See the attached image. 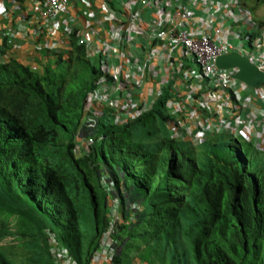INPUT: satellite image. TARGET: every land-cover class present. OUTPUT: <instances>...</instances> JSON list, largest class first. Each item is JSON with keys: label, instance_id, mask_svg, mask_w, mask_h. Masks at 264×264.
<instances>
[{"label": "trees", "instance_id": "obj_1", "mask_svg": "<svg viewBox=\"0 0 264 264\" xmlns=\"http://www.w3.org/2000/svg\"><path fill=\"white\" fill-rule=\"evenodd\" d=\"M255 1L241 0L252 11L264 4ZM45 55L54 66L0 64V264H55L52 241L90 264L108 224L107 183L122 206L139 205L117 226L113 264H264V153L222 137L176 142L160 99L127 125L107 110L78 155L102 72L75 41ZM3 237L22 252L8 255Z\"/></svg>", "mask_w": 264, "mask_h": 264}, {"label": "built area", "instance_id": "obj_2", "mask_svg": "<svg viewBox=\"0 0 264 264\" xmlns=\"http://www.w3.org/2000/svg\"><path fill=\"white\" fill-rule=\"evenodd\" d=\"M76 1L91 0H37L35 14L52 21ZM92 1L104 16L103 29L97 35L82 23L74 29L78 44L102 72L86 103L89 129L107 110L115 124L127 125L164 99L173 139L200 143L208 133L219 132L264 151V85L249 87L235 78L238 69L217 67L218 58L239 54L264 73L258 40L244 36L246 51L232 41L234 34L222 36L232 24L248 34L257 29L238 0ZM53 253L56 264H77L65 250ZM112 258L105 237L92 264H109Z\"/></svg>", "mask_w": 264, "mask_h": 264}, {"label": "crops", "instance_id": "obj_3", "mask_svg": "<svg viewBox=\"0 0 264 264\" xmlns=\"http://www.w3.org/2000/svg\"><path fill=\"white\" fill-rule=\"evenodd\" d=\"M36 8L37 0H0V64L16 60L38 69L39 64L53 61L45 53L72 50L78 23L94 35L103 29L97 1H76L52 21L37 16Z\"/></svg>", "mask_w": 264, "mask_h": 264}, {"label": "clouds", "instance_id": "obj_4", "mask_svg": "<svg viewBox=\"0 0 264 264\" xmlns=\"http://www.w3.org/2000/svg\"><path fill=\"white\" fill-rule=\"evenodd\" d=\"M240 5L242 6V8L244 10H246L250 16L252 17V14H251V11L250 9L248 8H245L243 6V3L241 2V0H238ZM254 3V5L256 4V1L255 0H252V2L250 4ZM253 5V4H252ZM259 9V7L257 8ZM256 9V10H257ZM255 10V11H256ZM253 19V17H252ZM264 19V18H263ZM263 19H259V20H263ZM257 29L253 31L252 34H248L249 30H242L243 32L239 31L238 32V35L240 34V37L242 40H244V36H248V38L250 39L251 37L253 38V40H250V42H253L254 40H258L257 36H260L261 38H264V31L261 30L258 26V20L256 21L255 19H253ZM80 23H78L79 25ZM239 25V24H238ZM75 34V42L76 44H78V37H77V34L76 32H74ZM258 34V35H257ZM260 46L262 47V50H264V44L262 43H259ZM79 45V44H78ZM80 46V45H79ZM86 51V49H85ZM87 54V52H86ZM241 56V55H240ZM50 57V56H49ZM242 57V56H241ZM87 58L89 59L90 63L93 65V60H91L89 57H88V54H87ZM245 58V57H244ZM247 59V58H246ZM53 63H54V60L55 58L53 57L52 59ZM249 61V60H248ZM250 62V61H249ZM251 63V62H250ZM52 64V63H51ZM97 65V64H96ZM254 65V64H253ZM258 69V68H257ZM259 70V69H258ZM261 72V71H260ZM263 73V72H262ZM250 87V86H249ZM253 88H259V87H253ZM85 109H86V106H85ZM85 113V127L83 128V131L80 132L79 134V137L77 138V146L75 148V153L78 154V155H86L88 153V150H89V147L94 143V139H95V135L99 129V126H100V118L99 117V124L96 125V127L94 129H89L88 126H87V123H88V118H89V115L84 111ZM119 125V124H117ZM170 134V133H169ZM223 136H229V137H232V140L231 142H241L243 144H245L246 146L250 147L251 149L253 150H256L260 153H264V151L260 150V149H257V148H254L252 147L248 142H246L242 137L240 136H235V135H232V134H225V133H219V132H211V133H208L207 135L203 136L202 137V141L200 143H196L194 142V140H185V141H182V140H177V139H174L176 142H180V143H183V142H186L190 145H192L194 148H199L201 147L207 140H209L210 138H215V137H223ZM173 139V138H172ZM234 142L232 143V145H234ZM110 185L111 189H110V192H111V197L109 199V204H108V224H107V227H106V230L104 231L102 237H101V240H100V243H99V246H98V249H97V252L94 254L92 260H91V263L92 264V261L94 260V258L97 256V254L99 253V251L101 250V247H102V241H103V238L107 237V241L109 243V246H110V251L112 252L113 254V258H112V261L109 262V264H113L114 263V258H115V254H116V251L114 249V237L117 233V226L119 224V222H121L123 220V218L125 217L126 214L129 213V211H133L134 213L136 211L139 210V205L134 203V204H130L128 203V205L126 207L122 206L121 205V202H120V199L118 196L114 195V189L113 187L111 186L110 183H107ZM130 220L133 222L135 221V218H134V214L130 217ZM7 238L3 237L1 239V242L2 244L6 247L7 244H4L3 242L6 241ZM51 245H53V248L51 249V253L55 250V249H58V250H61L59 249V245L57 243H54L52 241ZM63 250L66 251L65 248L62 247ZM68 252V251H67ZM69 253V252H68ZM8 254V253H7ZM54 254V253H53ZM9 255V254H8ZM70 257L78 264V262L76 261V259L74 258V256H72L70 253H69ZM12 257V256H11ZM54 262H55V259H54ZM56 264V263H55ZM135 264H146L145 262H137Z\"/></svg>", "mask_w": 264, "mask_h": 264}, {"label": "water", "instance_id": "obj_5", "mask_svg": "<svg viewBox=\"0 0 264 264\" xmlns=\"http://www.w3.org/2000/svg\"><path fill=\"white\" fill-rule=\"evenodd\" d=\"M217 67L220 69H238L235 78L247 86L261 87L264 85V73L239 54H230L218 58Z\"/></svg>", "mask_w": 264, "mask_h": 264}, {"label": "rangeland", "instance_id": "obj_6", "mask_svg": "<svg viewBox=\"0 0 264 264\" xmlns=\"http://www.w3.org/2000/svg\"><path fill=\"white\" fill-rule=\"evenodd\" d=\"M254 5V3H252ZM251 14H252V17L253 19H255L256 21L259 20L260 18L263 19L264 18V4H261L259 6V9H257L256 11H251ZM232 24V22L230 23ZM242 29H244V27H240L238 24H232V27L228 30V32H226L224 35L225 38L228 36V34L230 33V35L232 36L233 34L235 35L234 39L235 40H232L234 41L238 46H243V48L246 50V51H250V46L249 44L245 41V40H242L241 37L238 35V32L239 31H242ZM258 35V34H257ZM258 38V42L259 43H262L264 44V38H261L260 36H257ZM54 66V63L51 62ZM93 65H96L97 62L95 60H93ZM193 65V68H198L197 64L196 63H192ZM99 66L98 64L96 65V67ZM90 79V78H89ZM223 141H227V142H230L232 140V137H229V136H223L221 138ZM210 141L212 142H219V138H210ZM4 244H7L6 246V252L8 254L10 253H14L16 256H18V254L20 252H22V248H21V243L20 242H16V241H13V239L11 238H8L6 241L3 242Z\"/></svg>", "mask_w": 264, "mask_h": 264}]
</instances>
